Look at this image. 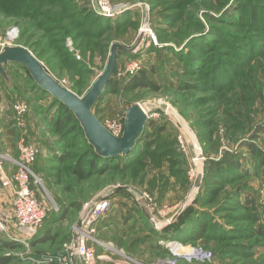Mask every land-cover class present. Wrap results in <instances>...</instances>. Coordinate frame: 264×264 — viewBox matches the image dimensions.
<instances>
[{"label": "rangeland", "instance_id": "obj_1", "mask_svg": "<svg viewBox=\"0 0 264 264\" xmlns=\"http://www.w3.org/2000/svg\"><path fill=\"white\" fill-rule=\"evenodd\" d=\"M101 1L110 3V12ZM143 30L139 49L120 53L93 109L104 126L125 123L134 105L149 116L125 161L94 159L76 125L66 122L60 132L55 123L65 118L58 101L25 67L6 66L11 89L0 78L9 95L0 97L4 165L17 166L24 131L13 106L27 102L39 150L36 187L52 211L39 237L26 244L7 238L22 246L1 250L0 263L56 264L49 260L65 254L84 206L108 197L112 206L91 234L108 245L110 260L102 264H159L171 257L177 264H264V165L258 160H264V0H0V50L28 49L80 97L105 70L111 46L133 49ZM143 73L147 84L133 85ZM226 160L235 165L222 168ZM141 195L156 226L132 212ZM197 222L207 234L194 239ZM169 225L168 232L176 231L164 232ZM48 233L54 239L39 242ZM95 240L89 244L103 252ZM169 242L177 244L171 255L163 249Z\"/></svg>", "mask_w": 264, "mask_h": 264}, {"label": "built area", "instance_id": "obj_2", "mask_svg": "<svg viewBox=\"0 0 264 264\" xmlns=\"http://www.w3.org/2000/svg\"><path fill=\"white\" fill-rule=\"evenodd\" d=\"M101 6L109 8V12L112 9L110 3H106L105 1H101ZM146 30H143L145 34H147ZM153 40H155V37ZM13 109L15 113V123L24 131L25 117L30 111L28 103L24 101L18 102L13 106ZM105 127L113 135L120 137L124 132L125 123L112 122L107 123ZM179 140L183 145L182 137H179ZM16 145L19 151V156L18 160H13L17 166L12 176H8L5 170L4 163L7 162V155H3L0 151L1 188H9L13 191L11 208L5 209L0 206V236L19 240L26 244L40 234L52 208L46 206L39 198L36 187L40 180L33 170V165L39 157V150L33 143L27 141L26 132L22 133ZM139 197L140 198L136 199L139 203L141 200H144L145 202L147 201L145 195ZM146 205L152 214L151 222L156 226L157 220L153 214V209L150 204H147V202ZM111 206L112 200L108 197L99 198L96 201L86 204L78 219V222L82 221L84 223V230H79L77 228L76 234H79L78 241H75L73 238L65 254L56 257L54 261L52 258L49 262H55L56 264H102L103 261H109V255L99 253L89 244V241L95 240L91 236V234L95 232L94 224L104 218ZM162 214H165V211H163ZM95 243L105 249L108 246L107 243L98 240H95ZM176 246V243H168L171 252L175 251ZM174 254L178 256V254ZM197 260L203 261L205 260V257H200ZM189 261H191V258ZM134 263L140 264L136 262ZM159 264H177V262L171 257Z\"/></svg>", "mask_w": 264, "mask_h": 264}, {"label": "water", "instance_id": "obj_3", "mask_svg": "<svg viewBox=\"0 0 264 264\" xmlns=\"http://www.w3.org/2000/svg\"><path fill=\"white\" fill-rule=\"evenodd\" d=\"M145 36L141 33L138 44L133 49H128L120 43L111 46L110 56L105 70L101 73L92 85L91 89L80 97L73 91L62 85L55 79L28 49L21 46H5L0 51V77L8 87H11V80L6 70L8 64H19L27 70L34 83L41 90L55 98L66 106L78 121L83 130L84 137L94 152L102 158H115L128 155L135 147L141 137L149 120L147 113L139 106L134 105L128 108L125 116V128L122 136L113 135L96 117L93 112L98 100L105 94L107 86L111 82L118 64L120 53H135ZM202 175L198 176L196 187H200ZM121 190H127L121 188ZM143 215L152 220L144 200L140 201ZM84 223L78 222L77 228L84 230ZM79 234H75L74 240L78 241Z\"/></svg>", "mask_w": 264, "mask_h": 264}, {"label": "trees", "instance_id": "obj_4", "mask_svg": "<svg viewBox=\"0 0 264 264\" xmlns=\"http://www.w3.org/2000/svg\"><path fill=\"white\" fill-rule=\"evenodd\" d=\"M31 77V76H30ZM147 82V80H146V75L143 73V76H141V77H137V78H134V84L133 85H137V86H145V84H147L146 83ZM111 83V82H110ZM112 86V85H111ZM115 86H116V84H115ZM76 94V93H75ZM0 97H1V91H0ZM59 103V108H61V110H62V112H63V117L65 118L64 120H60V121H57L56 123H55V127L56 128H58V129H60V132L62 131V129H64V127L66 126L65 125V123L66 122H68L69 124H73L74 126L76 125V127H77V129L80 131V134H81V137L82 138H84V140H85V143L87 142L86 141V139H85V137H84V133H83V130H82V128L80 127V125H79V123H78V121L75 119V117H74V115L72 114V112L66 107V106H64L63 104H61L60 102H58ZM97 104V103H96ZM147 124H148V122H147ZM144 133H145V131L142 133V135H141V137L139 138V140L137 141V143H136V145H135V147L133 148V150H135V148H137V146L139 145V143H140V141H141V138L143 137V135H144ZM89 145V144H88ZM90 146V145H89ZM91 147V146H90ZM249 149H251V151L253 152V154H255V156H258L259 155V152H258V150L257 149H255V147L254 146H252V145H249V147H248ZM132 150V151H133ZM132 151L128 154V155H125V156H120V157H117V158H108V159H106V158H102V157H99L94 151V154H93V158L94 159H97V160H99V162H105V161H108L109 163L110 162H112V161H114V160H116V159H121V160H127V159H129V158H131L133 155H131V153H132ZM67 156V155H66ZM258 160H260L261 161V163H262V167H263V165H264V160L262 159V158H259ZM103 164V163H102ZM231 164H233V165H235L234 164V161H232V160H229V161H225V163L224 164H222V168H226L228 165H231ZM130 165V164H129ZM219 165V164H218ZM232 165V166H233ZM126 166H128V165H126ZM125 166V167H126ZM81 169H82V166L80 165L79 166ZM91 167L92 168H94L95 169V165L92 163V165H91ZM218 168H221V164H220V167H217L216 166V168L214 169V168H212L211 167V169L213 170H215V171H217L218 170ZM209 170L208 172H209V176H210V172L212 173V170ZM77 174L80 176V177H83V173L81 172V171H77ZM125 193V192H124ZM138 204V203H137ZM134 210V212H136V215H134L136 218H137V221L138 222H148V219L143 215V212H142V209L140 208V205L139 206H137L136 207V209H133ZM137 215H138V217H137ZM172 225V224H171ZM171 225H169V226H167L166 227V229H164L163 231L164 232H167V234L168 233H171V232H175L176 230L174 229L175 227H173L172 229H171V231H169L168 232V230H170V227H171ZM193 227H195L196 228V231H197V233L195 234V236H194V239H198V238H196V236L197 235H199V236H205L206 234H207V229H206V226H205V224L204 223H199V222H197V223H195L194 224V226ZM157 234V233H156ZM159 235V234H158ZM52 239H54L53 238V236H51L49 233L48 234H45V236H44V238H42V239H40L39 240V242H42V241H46V240H52ZM170 239H172V238H170ZM21 246L22 245H20L19 243H16V242H11V241H8V239L7 238H5V237H3V236H0V251L1 250H3V249H13V250H16V249H19V248H21ZM163 249L165 250V253L167 252V253H169L170 255H171V252L169 251V249H167V248H164L163 247ZM3 261V260H2ZM0 264H8V261H4L3 263H0Z\"/></svg>", "mask_w": 264, "mask_h": 264}, {"label": "crops", "instance_id": "obj_5", "mask_svg": "<svg viewBox=\"0 0 264 264\" xmlns=\"http://www.w3.org/2000/svg\"><path fill=\"white\" fill-rule=\"evenodd\" d=\"M6 87H7V85H6ZM0 89H1L2 96H7L6 93H5V91H3V89H5V88L1 87ZM8 89H11V88L8 87ZM13 113H14V110H13ZM34 126H35V123H33V119L31 117V112L29 111V113L25 117V128H24L25 129L24 132H26V138H27V141L29 143H33L32 142L33 139L31 138V135L34 134V131H33V127ZM22 132H23V130H22ZM18 155H19V153H18ZM5 170H6V174L8 176H12L13 173L15 172L16 168L14 166L13 167L12 166H6L5 167ZM120 198H122V197H120ZM12 199H13V191H12V189H9V188L2 189L1 188V184H0V206H2L5 209H10L11 208ZM114 200H117V197H115ZM132 212H134V211H132ZM44 229H45V225H44L42 231L40 232V234L37 237H39L43 233ZM103 249L104 250H103V252H101V254H107L108 255V253H106V251H105V248H103ZM102 263H107V262L106 261L105 262L103 261ZM116 264H128V263H125V262H122V261L121 262L120 261H117Z\"/></svg>", "mask_w": 264, "mask_h": 264}, {"label": "bare ground", "instance_id": "obj_6", "mask_svg": "<svg viewBox=\"0 0 264 264\" xmlns=\"http://www.w3.org/2000/svg\"><path fill=\"white\" fill-rule=\"evenodd\" d=\"M145 33V32H144ZM146 35V34H145Z\"/></svg>", "mask_w": 264, "mask_h": 264}]
</instances>
